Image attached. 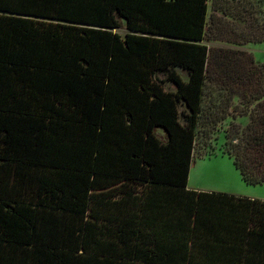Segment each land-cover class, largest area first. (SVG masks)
Segmentation results:
<instances>
[{"label":"trees","instance_id":"obj_1","mask_svg":"<svg viewBox=\"0 0 264 264\" xmlns=\"http://www.w3.org/2000/svg\"><path fill=\"white\" fill-rule=\"evenodd\" d=\"M262 1L0 0V264H264Z\"/></svg>","mask_w":264,"mask_h":264},{"label":"rangeland","instance_id":"obj_2","mask_svg":"<svg viewBox=\"0 0 264 264\" xmlns=\"http://www.w3.org/2000/svg\"><path fill=\"white\" fill-rule=\"evenodd\" d=\"M209 3L211 5V13L213 10L212 0ZM260 4L264 6V1L260 2ZM120 32L124 33V28ZM244 48L254 54L257 63L264 64V41L248 43ZM246 119L243 118L244 123H246ZM236 120H233L232 116L228 117L221 126L223 128L214 132L211 142L206 146H201L205 155L195 158L190 170L188 187L206 191L250 195L264 199V183L248 184L245 182L241 171L234 163L233 157L223 153V148L227 141L226 127L231 123H236ZM162 131L161 128H158L159 133Z\"/></svg>","mask_w":264,"mask_h":264},{"label":"crops","instance_id":"obj_3","mask_svg":"<svg viewBox=\"0 0 264 264\" xmlns=\"http://www.w3.org/2000/svg\"><path fill=\"white\" fill-rule=\"evenodd\" d=\"M250 196V195H249ZM253 197V196H252Z\"/></svg>","mask_w":264,"mask_h":264}]
</instances>
